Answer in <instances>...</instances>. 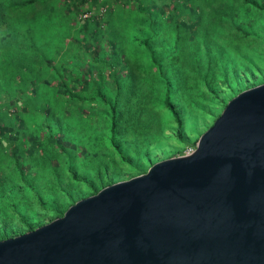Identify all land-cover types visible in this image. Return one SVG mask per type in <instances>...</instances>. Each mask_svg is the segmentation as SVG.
<instances>
[{
  "label": "rangeland",
  "instance_id": "374dc122",
  "mask_svg": "<svg viewBox=\"0 0 264 264\" xmlns=\"http://www.w3.org/2000/svg\"><path fill=\"white\" fill-rule=\"evenodd\" d=\"M14 1L0 0V97L19 91L18 107L0 103V238L26 230L21 220L36 221L177 147H193L223 107L219 97L227 101L264 81V0H155L161 13L140 35L131 28L135 17L118 9L113 21L108 17L110 42L101 20L100 32L84 38L83 18L100 19L106 3L136 0L68 5L66 37L63 20L43 7L47 1ZM65 3L55 0V7ZM33 5L42 7L28 14ZM95 46L106 62L83 58ZM60 64L69 65L71 78H57ZM202 81L216 88L217 99L204 102ZM166 96L183 118L182 138L163 105Z\"/></svg>",
  "mask_w": 264,
  "mask_h": 264
},
{
  "label": "water",
  "instance_id": "95a60500",
  "mask_svg": "<svg viewBox=\"0 0 264 264\" xmlns=\"http://www.w3.org/2000/svg\"><path fill=\"white\" fill-rule=\"evenodd\" d=\"M0 264H264V81L231 96L191 151L0 238Z\"/></svg>",
  "mask_w": 264,
  "mask_h": 264
},
{
  "label": "trees",
  "instance_id": "16d2710c",
  "mask_svg": "<svg viewBox=\"0 0 264 264\" xmlns=\"http://www.w3.org/2000/svg\"><path fill=\"white\" fill-rule=\"evenodd\" d=\"M19 3L20 6H23V5H28L29 3L33 4L34 2L35 3H41L40 1L41 0H15L14 3ZM47 1V3H43L42 2V5H44L43 7L45 8V10H47L50 14H52L54 16V18L56 16L60 17L61 20H63V24L62 26H64L65 28H63L61 26V33L64 35V37H66V34L69 33L70 29L68 27V23H67V14L68 12H70V7L68 5H71L73 6L75 3L79 2L78 0H69L70 1V4H62V6H58L59 8H56L55 6V0H45ZM144 2H147V3H144ZM84 3V2H83ZM94 3H91L85 7H82L83 9L82 10H85V12L89 11L91 6L93 5ZM38 5V4H36ZM32 6L30 10H28V14H32V13H35L36 11H38L42 6ZM111 2L110 3H106L105 4V7H104V13L103 15L100 17V19H98L97 16L95 15H89V17H86V18H83L82 20V23H81V29H82V32H83V37L85 38L86 36H90L92 35V38H94L95 34L100 32V27H99V21L101 20L103 23L105 22V31L104 33H106V35L109 36V42H110V33L107 32V29H108V25H107V22H108V17L110 21H113L112 20V16H114L117 12H118V9H120V12L118 14H121V13H126V11H122V10H128L129 13H127V15H125V17L127 18H134L133 22H132V26L131 28L133 29L134 32H136L138 35H140L138 32L139 31H142V30H146V26H145V23H149V21H153L154 18L156 16L159 15V9L157 8V3L155 2V0H136V2L134 4H130L127 6V4L125 5V3L123 2H116L114 3V6L112 7L111 6ZM150 5H153V6H150ZM76 4L73 6L75 8ZM175 7V6H174ZM173 7V8H174ZM261 8V7H260ZM161 13V12H160ZM133 14V15H131ZM110 15V16H109ZM56 19V18H55ZM145 26V27H144ZM96 32V33H95ZM91 38V39H92ZM87 39V38H86ZM146 39V38H145ZM88 40V39H87ZM89 44H86L84 42L83 44V47L85 46H88ZM104 50L103 49H100L99 47L95 46V48H91L89 52H87L85 54V52H83V58L84 56H89L91 54V59H95V56L98 57L99 59L103 60V61H107L105 60V55H104ZM99 55V56H98ZM83 58H82V62H83ZM66 63V62H65ZM73 63V62H72ZM65 67L66 65L69 66L68 64H64ZM64 65L62 68H60L61 64L59 66H56L54 68V70L58 73L56 76L58 79H60L61 81H63L65 78H71L72 75L70 73L71 71V68L67 67L66 69L64 68ZM201 86H202V91H206V94L209 93V97L206 96V99L204 102H206L207 99H217V96H218V91L216 92V88L213 89L211 88V84L208 82L207 84L202 81L201 82ZM250 84V83H249ZM254 84V82L251 83V85ZM220 86H224V81L222 80L221 81V84ZM207 87V90L206 88ZM240 88H238L237 90H239ZM63 90H66V89H63ZM66 92H68V90H66ZM70 92V91H69ZM210 101V100H208ZM217 101H221L222 102V105L225 104V99H222V97H219ZM163 105L164 107L168 108V110L170 111V114H171V118H172V121L175 123L176 125V130H175V134H176V137L179 136L178 138H182L184 133H183V130H182V116L179 114L178 110L176 109L175 105L167 98L164 99L163 101ZM111 110H113V107H111ZM114 126V124H113ZM112 126V127H113ZM114 136V133H112V137ZM196 140V137L195 139L191 142L194 144ZM183 152V150L181 149V147H177V149H175L173 151V153H171V155H174V154H179ZM144 171V169H140L138 170L136 173H139V172H142ZM72 174L74 176V178L76 180H81L80 177H78L77 175L74 174V172L72 171ZM114 179L112 178L111 180H108L107 182H112ZM103 185V184H102ZM101 185V186H102ZM98 189V187H95L93 188L92 192H95L96 190ZM74 200L73 199H70L69 201V204L72 203ZM66 207V206H65ZM58 208V207H55V208H51V209H48L49 211L51 212H45L43 214H41L37 219L36 221L33 220L31 222L29 221H25V220H21V223H25L26 225V230L27 229H30L32 227H34L35 224H40L42 223V217L44 215H49V219L55 217V216H58L60 215L64 208ZM22 232L24 231V229H20V230H16V229H13L11 230L10 232L11 233H16V232ZM3 237H6V236H1V238Z\"/></svg>",
  "mask_w": 264,
  "mask_h": 264
},
{
  "label": "crops",
  "instance_id": "0c3cea01",
  "mask_svg": "<svg viewBox=\"0 0 264 264\" xmlns=\"http://www.w3.org/2000/svg\"><path fill=\"white\" fill-rule=\"evenodd\" d=\"M13 78H15V76H13ZM18 77H16V79H17ZM12 83H14L13 81H12ZM24 90H26V91H29V90H27L26 88L24 89ZM23 90V91H24ZM31 92V91H30ZM17 93H19V91L18 90H15L14 92L12 91V93L10 94V95H5V96H3V97H0V103H4V101H9L10 103L11 102H13V104L12 105H14V108H16V107H18V104H17V97H18V94ZM1 96V95H0ZM11 106V105H10ZM9 106V107H10ZM2 107L3 106H1L0 107V119L2 118V116L5 114V111L2 109ZM0 133H1V130H0Z\"/></svg>",
  "mask_w": 264,
  "mask_h": 264
},
{
  "label": "built area",
  "instance_id": "2783aa9c",
  "mask_svg": "<svg viewBox=\"0 0 264 264\" xmlns=\"http://www.w3.org/2000/svg\"><path fill=\"white\" fill-rule=\"evenodd\" d=\"M192 148H193V147H188V148H187V149H185L183 152H184V153H187V152L191 151V150H192ZM183 152H182V153H183Z\"/></svg>",
  "mask_w": 264,
  "mask_h": 264
}]
</instances>
